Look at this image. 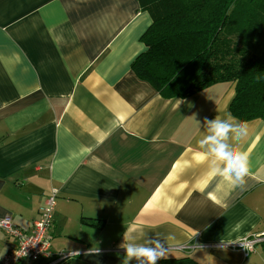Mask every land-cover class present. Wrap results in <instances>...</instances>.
<instances>
[{"label": "crops", "instance_id": "1", "mask_svg": "<svg viewBox=\"0 0 264 264\" xmlns=\"http://www.w3.org/2000/svg\"><path fill=\"white\" fill-rule=\"evenodd\" d=\"M151 23L137 0H0V218L29 231L54 193L51 251L80 252L59 264H122L130 228L172 234L166 260L264 264V242L229 248L264 234V121L233 141L249 154L243 188L207 177L189 149L231 112L234 84L162 98L131 70ZM13 248L0 231V264Z\"/></svg>", "mask_w": 264, "mask_h": 264}, {"label": "trees", "instance_id": "2", "mask_svg": "<svg viewBox=\"0 0 264 264\" xmlns=\"http://www.w3.org/2000/svg\"><path fill=\"white\" fill-rule=\"evenodd\" d=\"M137 1L152 19L141 36L146 51L131 64L139 80L168 100L234 84L231 113L264 121V0ZM162 264L197 263L184 256Z\"/></svg>", "mask_w": 264, "mask_h": 264}, {"label": "clouds", "instance_id": "3", "mask_svg": "<svg viewBox=\"0 0 264 264\" xmlns=\"http://www.w3.org/2000/svg\"><path fill=\"white\" fill-rule=\"evenodd\" d=\"M182 102L178 100V105ZM202 127L204 128L202 138L196 142L195 147L189 149L193 152L194 159L198 163H207V177L219 176L230 187L243 188L246 178L250 175L249 154L242 151L233 141L242 140L247 136V123L226 111L211 120L205 118ZM133 231L134 229L130 228L128 233L123 235V243L119 246L124 252L122 264H132L133 261L135 264H158L159 261L168 258L169 248L166 242L175 239L172 234L163 237L159 233L152 237L144 234L138 240L131 234ZM201 247L196 245L194 248ZM98 254L99 249L96 247L85 253ZM78 255L79 250L69 252L70 258Z\"/></svg>", "mask_w": 264, "mask_h": 264}, {"label": "built area", "instance_id": "4", "mask_svg": "<svg viewBox=\"0 0 264 264\" xmlns=\"http://www.w3.org/2000/svg\"><path fill=\"white\" fill-rule=\"evenodd\" d=\"M54 195L53 193L40 209L39 216L29 231L14 227L9 216L0 218V231L14 243V248L5 257L4 264H58L69 257V254L55 255L51 251L50 231L53 224ZM263 242L264 234H255L229 248L240 250L244 256H248L255 252L258 244ZM174 249L180 252H188L191 247L176 246Z\"/></svg>", "mask_w": 264, "mask_h": 264}, {"label": "rangeland", "instance_id": "5", "mask_svg": "<svg viewBox=\"0 0 264 264\" xmlns=\"http://www.w3.org/2000/svg\"><path fill=\"white\" fill-rule=\"evenodd\" d=\"M51 242V241H50ZM28 264H30V263H28Z\"/></svg>", "mask_w": 264, "mask_h": 264}]
</instances>
